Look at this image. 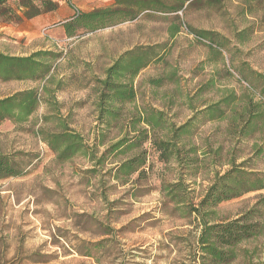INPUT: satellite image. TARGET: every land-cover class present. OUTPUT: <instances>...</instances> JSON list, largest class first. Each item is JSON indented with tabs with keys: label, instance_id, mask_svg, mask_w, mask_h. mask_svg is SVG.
I'll use <instances>...</instances> for the list:
<instances>
[{
	"label": "rangeland",
	"instance_id": "374dc122",
	"mask_svg": "<svg viewBox=\"0 0 264 264\" xmlns=\"http://www.w3.org/2000/svg\"><path fill=\"white\" fill-rule=\"evenodd\" d=\"M4 1V7L15 8L19 0ZM72 2L80 12L84 5L94 6L89 0ZM96 4L94 10L110 6L112 0ZM243 6L233 1L220 8L179 13L182 27L174 38H169L167 32L170 16L145 14L133 22L78 33L68 41L56 22L48 26V36L58 46L44 37L40 47L33 45L36 42L26 46L20 40L15 50L11 38L0 37V51L8 55L18 52L19 56L37 51L60 53L62 57L54 64L51 75L54 83L60 81V90L52 83L48 87L55 90L52 97L61 104V113L70 111L71 127L91 142L96 127L94 80L102 78L105 69L122 53L135 47L160 44L165 53L161 62L151 63L135 78V105L163 110L175 125L219 101L225 91L231 90L241 99L250 89L254 102L263 101L259 96L261 81L247 72L243 80L236 71L251 70L264 77V4L253 6L251 14H245ZM187 27L225 38L221 56L206 42L198 41ZM243 31L242 39L236 37ZM214 40L217 43V38ZM151 79H160L161 85H149ZM210 83L212 86L207 88ZM40 86L41 83L28 81L0 83V98ZM241 105L229 108L226 120L205 122L193 131L195 145L202 148L208 143L211 149L222 146L216 166L224 163L231 151L237 157L248 156L251 145L264 137V128L242 140L229 134L233 127L230 118L235 114L232 111L240 112ZM132 109V105L125 106L124 112ZM46 112L41 106L23 124H0V154L15 156L24 172L21 177L0 181V264H194L190 260L198 222L194 216H182L160 192L163 182H174L176 166L159 163L150 154L147 175L137 183L122 186L86 173L91 164L84 159L57 162L34 134ZM117 136V130L111 131L106 142ZM110 162H106L101 173H105ZM212 163L211 157L203 160L197 174L186 177L193 204L198 203L208 185ZM256 168L264 172V158ZM263 196L264 190L222 202L214 209L213 218L217 222L232 220ZM256 211V220L264 226V205ZM245 247L254 250L251 264H264V235ZM232 264L245 263L238 259Z\"/></svg>",
	"mask_w": 264,
	"mask_h": 264
},
{
	"label": "trees",
	"instance_id": "16d2710c",
	"mask_svg": "<svg viewBox=\"0 0 264 264\" xmlns=\"http://www.w3.org/2000/svg\"><path fill=\"white\" fill-rule=\"evenodd\" d=\"M233 1L244 5L245 14H251L253 6L264 4V0H112L108 7L73 14L61 26L64 36L72 38L78 33H92L133 22L145 14H161L171 17L167 32L169 38H174L182 27L179 13L220 8L224 3ZM4 4L5 1L0 0V24L19 22L21 17L17 12L22 13L23 18L31 19L54 12L59 7L54 0H19L15 8L4 7ZM188 30L198 41L206 42L213 52L221 56L227 42L225 38L206 31ZM243 33H236V37L242 39ZM214 38H217V43ZM163 51L160 44L135 47L122 53L105 69L102 78L94 80L96 127L91 142L71 127L70 111L66 115L61 113V104L52 97L55 90L48 87L52 83L60 90V81L54 83L51 79L53 66L62 57L60 53L37 51L28 56H14L0 52V83H41L40 87L0 98V124L5 121L15 125L23 124L39 107L45 106L47 112L40 117L41 124L34 134L55 155L56 161L62 163L74 158L84 159L91 164L86 173L111 179L122 186L137 183L147 175L150 154L159 163L175 165L177 173L174 182H163L160 192L167 198V203L172 204L182 216H194L198 222L199 232L190 262L232 264L242 259L245 264H251L254 250L250 251L245 246L264 235V226L255 218L257 208L264 205V196L251 209L232 220L217 222L213 217L214 209L220 203L264 190V172L256 168L257 162L264 158V137H259L251 145L248 156L237 157L231 151L227 160L216 166L222 146L211 149L206 143L201 148L192 142V135L194 129L202 123L229 118L226 111L237 103H242L241 109L240 112L232 111L235 114L230 118L233 127L229 129V134L242 140L264 128V77L251 70L236 71L241 77H245L247 72L250 77L261 81L263 88L259 96L263 101L254 102V94L250 89H247L248 95L241 99L233 91H225L219 101L197 111L186 122L175 125L163 110L149 105H135V78L151 63L161 62L165 55ZM148 84L159 87L161 80L151 79ZM210 86L211 83L206 85L207 88ZM130 105L133 106L132 111L125 113V106ZM113 130H117L118 136L106 142ZM146 144L148 147L145 148ZM209 157L213 163L208 174V185L198 203L193 204L190 201V186L185 183L186 177L193 178L200 168L198 164ZM14 158L0 154V181L24 174ZM239 159L240 162H237ZM109 160V168L101 173ZM102 198L106 201L104 196Z\"/></svg>",
	"mask_w": 264,
	"mask_h": 264
},
{
	"label": "crops",
	"instance_id": "0c3cea01",
	"mask_svg": "<svg viewBox=\"0 0 264 264\" xmlns=\"http://www.w3.org/2000/svg\"><path fill=\"white\" fill-rule=\"evenodd\" d=\"M89 1L93 2L94 6L84 5L81 8L82 12H89L94 10V8L98 7L96 3L101 2V0ZM17 13L21 17V20L19 22L0 24V37L3 39H5V37L11 38L10 42L15 46V50L19 48L17 46L20 40H24L26 46H28L30 43L36 42V44L34 43L33 45H36V47H40L38 45H41V43L44 41L41 30L43 28H47L49 25H53L56 22L59 23V25H62L72 17L73 10L68 5H59L56 11L42 14L31 19L23 18L22 13ZM36 50H40V48H36ZM0 52L4 53L2 51ZM9 55L19 56L18 52H16V54ZM22 55L24 54H21V56Z\"/></svg>",
	"mask_w": 264,
	"mask_h": 264
},
{
	"label": "built area",
	"instance_id": "2783aa9c",
	"mask_svg": "<svg viewBox=\"0 0 264 264\" xmlns=\"http://www.w3.org/2000/svg\"><path fill=\"white\" fill-rule=\"evenodd\" d=\"M55 2H57L58 5H68L69 7L72 8L73 10V14H77L79 12V10L74 6L72 0H54ZM51 28H43L41 30V34L43 37L47 38L48 40H51L52 43L55 42V45L58 46V42L54 39H52L51 37L48 36V31ZM71 38H66V41L70 40Z\"/></svg>",
	"mask_w": 264,
	"mask_h": 264
}]
</instances>
